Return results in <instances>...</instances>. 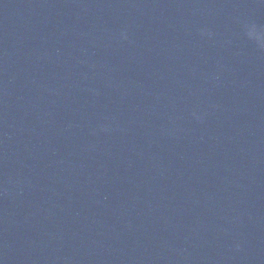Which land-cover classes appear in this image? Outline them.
<instances>
[{"label": "water", "instance_id": "1", "mask_svg": "<svg viewBox=\"0 0 264 264\" xmlns=\"http://www.w3.org/2000/svg\"><path fill=\"white\" fill-rule=\"evenodd\" d=\"M0 264H69L54 140L24 0H0Z\"/></svg>", "mask_w": 264, "mask_h": 264}, {"label": "clouds", "instance_id": "2", "mask_svg": "<svg viewBox=\"0 0 264 264\" xmlns=\"http://www.w3.org/2000/svg\"><path fill=\"white\" fill-rule=\"evenodd\" d=\"M250 36H254L257 41H264V37L260 36L259 34H256L255 26L250 30L249 32Z\"/></svg>", "mask_w": 264, "mask_h": 264}]
</instances>
